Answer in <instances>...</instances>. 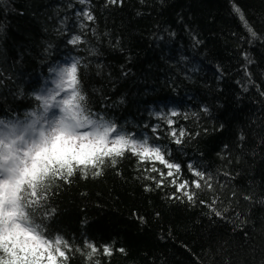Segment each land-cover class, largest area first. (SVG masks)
<instances>
[{
	"label": "trees",
	"instance_id": "trees-1",
	"mask_svg": "<svg viewBox=\"0 0 264 264\" xmlns=\"http://www.w3.org/2000/svg\"><path fill=\"white\" fill-rule=\"evenodd\" d=\"M73 61L92 114L212 187L189 202L164 165L128 152L56 180L45 235L68 242L67 264H264V0H0V119L23 122Z\"/></svg>",
	"mask_w": 264,
	"mask_h": 264
},
{
	"label": "snow or ice",
	"instance_id": "snow-or-ice-1",
	"mask_svg": "<svg viewBox=\"0 0 264 264\" xmlns=\"http://www.w3.org/2000/svg\"><path fill=\"white\" fill-rule=\"evenodd\" d=\"M234 10L244 21L240 9ZM84 15L88 20L93 19L89 13ZM244 23L247 26V22ZM248 30L255 37L256 33L250 27ZM80 42L79 36L70 40L73 45ZM78 64L79 61H73L51 70L56 77L52 81L54 87L42 90L36 96L40 106L29 114L30 123L17 121L12 124L0 120V126L12 125L13 131L10 136L0 135V264H67L66 252L71 250L68 242L60 236L49 238L45 235L44 218L48 213L43 211V202L47 201L49 187L58 179L67 182L77 171L85 178L90 170L93 176H99L106 161L115 165L117 158L126 152L141 161H158L164 165L168 169L167 177H173L170 183L189 202H194L196 196L191 187H212L208 182L211 178L206 180L205 174L192 165H188L189 170L197 179H193L191 185L187 180L178 181L181 166L166 159L161 146L149 144L147 138L137 139L115 123L92 114L83 103L86 98L79 86ZM58 115L61 119L50 127L49 120ZM21 126L23 131L17 132ZM172 135L176 136V133L172 132ZM179 136L183 137L184 132L181 131ZM151 170L159 171L154 166ZM159 175L158 187L163 184L165 173L159 172ZM171 198L181 197L174 195ZM11 209H15V217H8ZM212 210L216 216L222 215L215 208ZM38 212L42 217L39 222ZM25 218H28L26 224L23 223ZM88 248L91 249L90 259L96 249L91 244ZM104 252L111 254L109 248Z\"/></svg>",
	"mask_w": 264,
	"mask_h": 264
},
{
	"label": "clouds",
	"instance_id": "clouds-1",
	"mask_svg": "<svg viewBox=\"0 0 264 264\" xmlns=\"http://www.w3.org/2000/svg\"><path fill=\"white\" fill-rule=\"evenodd\" d=\"M62 67H63V66H62ZM85 100H86V99H85ZM83 103H85V101H84ZM85 104H86V103H85ZM32 112H33V111L27 113V115H26L27 119H25V120L23 121L25 124L31 122V117L29 116V114L32 113ZM60 119H61V117H60L59 115H58V116H55V117H52V118L49 120V126L52 127V126H53V122H54V121H55V122H58ZM0 120H3V119H0ZM3 121H5V120H3ZM5 122L7 123V122H10V121H5ZM11 122H12V124H16V123H17V121H11ZM20 122H21V121H20ZM16 131H17V132L23 131V127H22V126H21V127H18V128L16 129ZM0 135H2V136H10V135H13L12 125H9L7 128L0 126ZM5 199H7V196L5 197ZM15 216H16V211H15V209H11V210L8 211V217H15ZM8 217H6V218H8ZM27 219H28V218H25V220L23 221V223L26 224Z\"/></svg>",
	"mask_w": 264,
	"mask_h": 264
},
{
	"label": "rangeland",
	"instance_id": "rangeland-1",
	"mask_svg": "<svg viewBox=\"0 0 264 264\" xmlns=\"http://www.w3.org/2000/svg\"><path fill=\"white\" fill-rule=\"evenodd\" d=\"M55 78H56V77H55V73H54V76L52 77V81H53ZM50 87H51V88L54 87V85H53L52 82H51ZM173 113H177V112H175V111H173V110H167V111H166V110H159L158 113H157V117L162 116V117H165V118H169V117L173 116Z\"/></svg>",
	"mask_w": 264,
	"mask_h": 264
},
{
	"label": "bare ground",
	"instance_id": "bare-ground-1",
	"mask_svg": "<svg viewBox=\"0 0 264 264\" xmlns=\"http://www.w3.org/2000/svg\"><path fill=\"white\" fill-rule=\"evenodd\" d=\"M62 66H65V65L63 63H59V65L57 66V68L62 67ZM53 76H54V72H53ZM51 82H52V79H51ZM50 85H51V83H50ZM165 109H166V111L167 110H173L175 112H178V109H176L174 107H168V108H165ZM154 111L155 110H153V113H154ZM154 116L157 117V113H154ZM159 119L166 121V118L165 117H162V116H159Z\"/></svg>",
	"mask_w": 264,
	"mask_h": 264
}]
</instances>
